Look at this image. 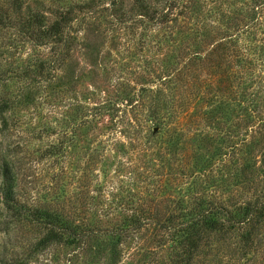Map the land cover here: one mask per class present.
<instances>
[{
    "label": "rangeland",
    "instance_id": "374dc122",
    "mask_svg": "<svg viewBox=\"0 0 264 264\" xmlns=\"http://www.w3.org/2000/svg\"><path fill=\"white\" fill-rule=\"evenodd\" d=\"M112 1L0 0V187L23 204L0 193V264H171L181 247L151 229L235 199L250 222L193 264H264V0ZM152 1L175 2L181 25L140 19ZM74 5L86 21L57 51L37 30ZM30 212L107 232L135 214L153 224L113 260L42 248L50 225Z\"/></svg>",
    "mask_w": 264,
    "mask_h": 264
},
{
    "label": "trees",
    "instance_id": "16d2710c",
    "mask_svg": "<svg viewBox=\"0 0 264 264\" xmlns=\"http://www.w3.org/2000/svg\"><path fill=\"white\" fill-rule=\"evenodd\" d=\"M112 3L116 4L117 1L113 0ZM151 3L152 4H146L142 2L138 5L141 8L139 13V16H141L140 19H147L149 22L155 21V23L164 25L168 28L181 25V23L178 22V15L180 14L174 13V9L177 7V5H173L175 2L171 1L170 5H167V12L159 11L158 8H156V1H152ZM183 7L185 6L183 5ZM87 14L88 13L86 11L84 12L81 5H74L70 6L67 10H60L57 19L53 21L51 25L45 27H42L41 24L39 25L41 28L38 30L36 29L38 31L37 36L41 41L46 39L48 43H52L57 51L63 49L66 46V36L70 28H73L76 22H85V16ZM80 18L82 19L81 21H79ZM231 56L232 54H230V57ZM229 60V63H232L233 60L230 58ZM236 145L235 143L233 146L235 147ZM0 193L3 194L5 205L8 208L23 206L12 182L11 185L9 181L4 182L0 187ZM231 205L235 208L218 205L215 201L209 203V200H201L198 203L200 210L186 222L180 224L179 228L172 220H169L168 224L164 223L159 226L156 224L155 226L157 227L151 229L154 234L150 235L157 239L156 241L159 243L157 246L160 248H163V245L160 243L161 241H165V237H169L172 240V244L173 241H177V244L181 247V251L175 252L176 255H174V257L177 256L178 259L171 264H193V260L196 259L194 256L199 255L204 248L208 249V252L214 250L216 248L215 246L213 247L214 242L218 247L221 243L217 242L228 241L227 239L233 237V231L234 229L236 230L237 225L239 226L241 224H247L248 221L250 222V220H248L250 211L249 206L251 207L250 203H246L245 205L240 204L239 201L235 199L234 203ZM28 215L35 216L37 221H47L50 225V229L46 236L39 242L42 248L48 246L49 243L63 245L65 247L73 246L74 252H79V255L89 256L96 252L103 254L108 252L111 254L110 258L113 260L117 259L119 256V243L121 240L129 238L130 233H136L138 231L143 235L145 231L143 233L141 229L146 225L151 227L153 224L151 214L143 216L142 214H135L130 216L129 227L117 226L112 231L107 232L102 231V229L90 228L87 224L59 225L57 223L58 214L30 212ZM145 235H148V233ZM242 237L241 241L246 245L247 242L250 241L251 234L245 236V238L244 236ZM173 248L175 249L176 246L173 245ZM150 253H153L152 250L149 252V256ZM79 255L75 256L78 257ZM235 260H237V258Z\"/></svg>",
    "mask_w": 264,
    "mask_h": 264
}]
</instances>
